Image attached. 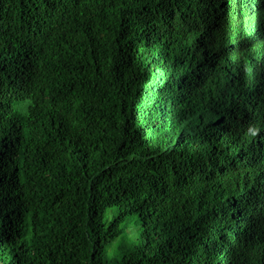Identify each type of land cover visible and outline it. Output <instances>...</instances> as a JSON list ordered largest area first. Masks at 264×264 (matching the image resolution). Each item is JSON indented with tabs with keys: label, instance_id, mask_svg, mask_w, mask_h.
<instances>
[{
	"label": "trees",
	"instance_id": "trees-1",
	"mask_svg": "<svg viewBox=\"0 0 264 264\" xmlns=\"http://www.w3.org/2000/svg\"><path fill=\"white\" fill-rule=\"evenodd\" d=\"M220 1L0 0V264H264V171L245 163L264 155L232 148L264 136V73L246 90L248 63L203 59ZM239 19L264 23V0Z\"/></svg>",
	"mask_w": 264,
	"mask_h": 264
},
{
	"label": "clouds",
	"instance_id": "clouds-1",
	"mask_svg": "<svg viewBox=\"0 0 264 264\" xmlns=\"http://www.w3.org/2000/svg\"><path fill=\"white\" fill-rule=\"evenodd\" d=\"M236 2L237 0L220 1L219 8H217L219 14L217 18L222 25V27H218L220 32L222 31L223 28V37L221 39V43L218 45V47H215L213 43L209 44L202 50L201 55L203 56L205 62L211 66L231 68L232 66H234L235 62H237L239 65H242L243 63H248L249 66L248 68L250 69L251 72L250 75L251 77L253 76L255 78V83H248L246 85V90H250L249 87L251 88L254 87L257 78L263 76L262 74L264 73V51L252 45L238 46L236 43L237 30L239 27H242L247 32H251V33L258 32L262 35L264 39V23L260 22L257 19H252L245 25H240V19L238 22L232 23L231 16L236 7ZM216 49H219V51L223 52L224 56L220 58L216 57L215 56ZM237 54L238 57L242 59V62L238 61V59L235 58V55ZM14 82L18 85L25 84V82H17V81ZM261 98H264V93L261 94L260 99ZM255 115L258 116L257 124L263 126L264 111L260 110L259 112L255 113ZM3 130H9V128H4ZM1 131H0V157L3 155V140H2L3 135L1 134ZM246 135H243L244 136L243 139L240 138L239 136L232 145V148L238 149L233 146L241 145L243 146L244 149L248 148L254 154L260 153L261 155H264V136L262 135L258 136L257 128H255L251 133H249V135L253 136L252 140H247L245 137ZM245 163L253 167H258L262 171H264V157L256 158L251 156ZM243 171L246 173L248 177L252 179L251 181H249L248 178H245V180L248 182L249 185H253V181H255L256 179L260 180L258 181V183L260 182V184L262 185L263 176L258 169L244 167ZM1 174L5 181V185L9 186L10 188L12 187L17 188V184H18L17 177L7 175L2 172ZM256 189L262 192L261 186ZM247 235H248L247 228L242 229L239 227L233 233V237L242 246H243L244 238Z\"/></svg>",
	"mask_w": 264,
	"mask_h": 264
},
{
	"label": "rangeland",
	"instance_id": "rangeland-1",
	"mask_svg": "<svg viewBox=\"0 0 264 264\" xmlns=\"http://www.w3.org/2000/svg\"><path fill=\"white\" fill-rule=\"evenodd\" d=\"M127 226L125 227L126 236L129 238H136L139 235L140 224L134 217H128L126 219ZM118 241H115L112 246L108 248V255L110 257L114 256L116 252Z\"/></svg>",
	"mask_w": 264,
	"mask_h": 264
}]
</instances>
